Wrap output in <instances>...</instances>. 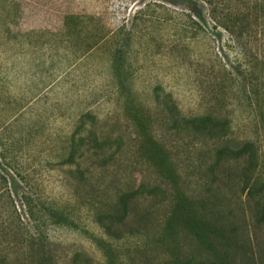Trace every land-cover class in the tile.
<instances>
[{"label": "rangeland", "instance_id": "obj_1", "mask_svg": "<svg viewBox=\"0 0 264 264\" xmlns=\"http://www.w3.org/2000/svg\"><path fill=\"white\" fill-rule=\"evenodd\" d=\"M253 3L0 0V264H264ZM173 113L224 119V143Z\"/></svg>", "mask_w": 264, "mask_h": 264}, {"label": "trees", "instance_id": "obj_2", "mask_svg": "<svg viewBox=\"0 0 264 264\" xmlns=\"http://www.w3.org/2000/svg\"><path fill=\"white\" fill-rule=\"evenodd\" d=\"M254 7L252 8L257 12V18L260 19L262 16L260 12H263L264 9V0H254ZM259 13V14H258ZM264 18V14H262ZM248 16V15H247ZM247 20L246 17H243L241 19ZM173 119L175 120L174 128L177 129V132L179 134H184L186 136H193L201 139L206 140H213L215 142H223L224 143V136L226 135L227 130V123L224 121V119H204V118H196V117H181L177 116L176 113H173ZM143 136V135H142ZM149 138H143L139 139V147L147 148L150 141ZM224 150V145L220 149V152ZM143 186H138L133 190L129 191H122L118 194V198L116 201L115 209L116 215L118 214L122 215L121 219L125 218V216L128 214V205L131 203H138V199L140 195H145L146 192L142 190ZM159 189L163 190V187H158ZM170 194V196L176 197V190L172 193H169L168 190H166V195ZM100 222L102 223V226L107 229V232L111 235L115 234L111 225L102 219H100ZM25 240H22V243H25ZM18 246V245H17ZM24 247V245H23ZM6 260L0 258V263H4Z\"/></svg>", "mask_w": 264, "mask_h": 264}]
</instances>
